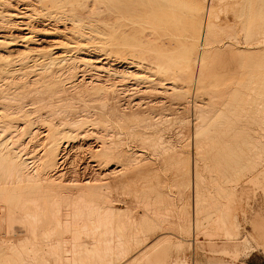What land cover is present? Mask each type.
I'll return each mask as SVG.
<instances>
[{
    "label": "rangeland",
    "instance_id": "obj_1",
    "mask_svg": "<svg viewBox=\"0 0 264 264\" xmlns=\"http://www.w3.org/2000/svg\"><path fill=\"white\" fill-rule=\"evenodd\" d=\"M34 1H37V2H34ZM80 1L82 2V0H63V1L62 0H32L31 2L32 3L34 2L33 5H35L36 9L40 8L39 10L43 9L45 11L48 9L47 10L48 12L46 11L47 13H43V16L41 15L42 18L41 17L38 18L39 14L38 15H34L33 14L32 15L33 18L30 20V23L32 25L34 24L33 26H34L35 29L39 26L37 28V31H39V28H41V29H43V28L46 29L47 28V32L50 33L48 30H49V28L51 26L47 24L48 21H46V19H51L50 16H54V17L56 16L55 18H58V19H56V20L52 19V20L55 23L59 22L58 23V24H60L59 27L62 29V31L64 30L66 32L63 31V33H61L59 35L57 34L53 38H56V36H57V39H59V40L67 39L68 42H70V40H72L73 43H77V40L79 41V38H80L81 41H79V42L82 43V41H83V43H85L88 46H92V44L96 45L95 42L101 44L100 42L102 41L103 37L101 38V36H99L97 34H96V36H97L96 37L94 35L93 30H96L97 32H100V33H103V31H104L103 23H104L106 17H104L105 13H103V12L105 11V9L101 8V9H103V12H102V10H100V12H99L96 9H100L101 4H103V3L105 4V2L107 0H105V1L100 0L101 2L99 0H92L93 2L92 1L88 2V0H84L86 2L85 3L82 2L83 3L82 6L87 8V11H86V9H84V11H83L82 8H84V7L80 8L81 7ZM96 1H98V2H96ZM182 1H183L182 4H184V5H187V4L189 5V4L195 2L197 7H198V9L205 10V15H204V18H203L204 26L206 25L205 22L212 23V24H214V26H217V27H214V26L213 27L216 28L214 30H215V33L218 34V36L215 34V37H213L211 40H209L208 43H204V42L202 43V41L204 40V38H203L204 35H202L201 39L202 38L203 39L198 43L197 48H196L197 49L196 50V55L198 56V62L201 59V56L203 55L202 53H204L203 50L204 51L206 50V52H208L209 49L211 48L210 50H212V51H209L210 52V54H209L210 56L212 55V52H215V51L220 53V54L222 53V57H224L222 59L223 60L222 62H225L224 65L226 63H230V64H228V66L233 68V66H231V65L235 64L234 66H238V67L234 68V71H232L231 69H229L230 67H228L226 65V67H224L222 70H224L225 68L227 70L225 69V72L224 71H220L219 72V70H221V69L218 70L217 67H216L218 61H215L214 58L211 59V57L209 56L211 61H209L210 60L209 59L208 62L211 63L212 60H213V61H215V64L212 62V64L210 65L208 62H206L207 59L204 60L203 62H206V65L208 63L209 66L208 65L206 66L205 63L202 66L200 65V62H199V64L197 63L194 66L193 72L194 71L195 72L192 74V76H193L192 78L193 79H192V81L190 83L189 82H184L183 80L178 79L176 84L179 83L177 86L180 87V88L182 87V90H179V91L178 90L177 91L176 90H167V91L164 90V93H163L162 92L163 90L161 91V90L158 89L159 91H161L163 93L162 94V93L159 92L161 95H158L159 94V93H157L158 90H154V92H152L153 90H147L146 87H144L147 84H146V82L143 79H140L142 82L144 81L143 84H142L141 81H139V78H141V76H143L142 73H144V72L147 73L148 72V70L146 69L145 65H144L145 66L144 69H142L141 71L140 70L136 71L137 73L134 70L131 71L128 68H122L123 71L124 70L126 71V72L125 71L123 72L124 73L123 75H122V69L118 68L117 70H118L119 74L121 73L120 75H122L123 77L125 75V79L127 78L126 81L119 74L118 75L116 74L117 76L114 74L116 77L113 76L114 78H112V76H111V80H110L109 79L110 77L108 78V76H107L108 73H104L103 71L100 73V76H98V78L96 77L97 75H95V76L86 75L85 78L87 80L91 79V78H87V77L91 76V77H93V79L95 78L94 81L96 83H100V82L103 83L101 85H104V84L108 85L109 82L107 84H106V82L109 79V81H113L114 80L113 82H117L118 84H116V85L119 86V89H121V86H123L121 90H123V91L125 90V91L123 92L124 94L121 93L122 91H120V94L122 95V96L120 95V97H123L125 94L127 96L125 95V98L124 97L120 98V106H122V110H123L122 113L123 114L129 113L127 115H129V117H130V114H131L132 116L130 117V120H129V118H126L120 124H116L115 126L114 125H112V126L109 125V126H111V128H109L110 133H109V131H107L108 129L106 130V128H108V125H107V127L105 125H103V126L102 125H98L99 127L98 126H92V125L90 126V125H88L89 126V127H87L88 129H86L87 125L84 126L85 128L84 127L83 128L85 129V131L83 133H85L87 135L86 139L85 140L84 139H79L77 141L78 143L77 142H72V146L75 145L76 148H78V149L74 148L76 151L79 150V147H81L80 146V142H81V144L83 143L82 145H84L86 147L83 148L85 150L80 149L79 152L73 151L74 149L72 150V152H70V156L71 157L69 156L68 162L71 161L70 160V158H71V159H73L72 160L73 163L71 161V162H69L70 164L68 163L69 165L68 164L66 165L67 173L69 171L67 179L73 180L74 176H76V174H78V175L80 174L79 176L77 175L76 177L77 178L79 177L81 179L88 178V177L89 178H93V177H97L96 174L98 175L100 172H102L103 167H102V163H101V158L96 155L95 151L100 147L99 145H102V142H103V140L105 138H106V140L110 139L109 135L111 134L110 135L111 136L110 140H112L113 142H115V143H117L119 145L121 151H123V153L125 155V158H126V160H124V163H123L122 160L120 161V162H122L121 164H123V165L125 164L124 166L126 167L125 169L123 168V174H124L125 177L123 175H121V177L123 176L122 180H124V182H125V180H127V176L129 177V179H128V181H126L127 182L126 184L125 183L123 184L121 182L122 183L121 184L122 187H121V185L119 186V184L118 185L117 184L111 185L109 188L108 187H103V188L99 187L100 185L98 186V184L95 185V187L96 186L98 187V188L96 187V189H98L99 192L101 191V192L104 193V194L103 193L102 194L104 195V197H106V199H107V201L109 203L106 200H105L106 202H103L100 199H95L96 198L95 197L92 201L89 200V202H83L80 205L83 208V212L85 213V216L87 215L86 217H84L85 220H87L88 222L90 221L89 223L91 224L89 226V223L86 222V224L88 223V226H89V227H87L88 231L86 229L87 232H89V230H90V232H92V230L94 232V230H95L94 228H96L97 224H98V222H97V219H98L97 217L98 216H96L97 219H94L95 218L94 215H92L94 217H91V216L89 217L88 215L89 214H95V213H98V212H100L102 214L104 209H101V208H103L106 205L105 207H108L109 209H110V207L111 208L114 207L116 210H119L120 212H125L126 211L128 213L129 217L128 216L127 217L129 219L128 218L126 219V217L125 218L123 217L124 219H121V220H123V223H126V224H128L130 226L128 228V231H126V232L122 231L121 232L122 233L121 234L122 235L121 238L117 237L118 239H120L119 242L124 241V243H125V240H127L126 243H125L127 245V242L130 243V241L135 240L134 243H136L137 238H139V237L140 238L138 239V241L139 240L143 241V238L144 237L146 238V236L143 235V233L141 235L140 231L142 230L141 228H145V226L148 227L149 234L153 233L151 235L148 234L149 235V236H147L148 239L145 240V242H142V244L138 243V244L134 245L133 248H131L133 250L130 249L131 251H129V253L127 254L126 259L128 260V262H124V261H126V259H124L122 262H124L126 264L127 263L128 264H138L137 260L138 259L140 260V259H143V258H145V261H146L147 260L146 257L148 255L147 252H149L148 250H150L151 247L157 243V240H158V242L160 240V242L161 241L162 242L165 241V242L162 243V246L164 248H168V250H169V252H168L170 254L169 255V258H170L169 264H264V241H263L264 240L263 239L264 238V165H263L264 164V162H263L264 159L262 160L261 164L254 165V166H252V164H251V160H253L252 158H254L255 150H256L255 149L252 152V148L254 149L256 146H258L257 144H259V146L264 145V138L262 136V134L264 135V132H263L264 129H261L264 126V125H261V123L264 124V117H263V115H264V109H263L264 108L263 107L264 104L261 105L263 108H261V106L259 107V105L261 104L262 101L264 103V94H263L264 93L263 92L264 91V89H263L264 88V85H263L264 83H262V82H264V80H263L264 79V74H263L264 73V70H263L264 66H262L263 67L262 68V67H260L261 65L260 66L256 65V63L260 62L258 60L261 59L260 57H262V56L259 57V55H262V53L258 54V55L256 53H251V52L254 51V49L258 48L259 46H261L260 47L261 49L264 48V42H262V40L264 39V34H263L264 33V31H263L264 30V26L261 27V25L264 24V19H263L264 18V14L262 13V16H261L263 20H260V21H262V22H260V21L257 22L258 20H255L256 17H257V14H255V13H257V4H258L259 0L258 1L257 0L256 1L255 0H253V1L249 0V2H248V0H227V3H226V0H225V2L224 1H220V2H218V4H216L218 0L217 1L215 0V2H214V0H204L205 2H203V0H188V1L187 0L186 1L182 0ZM228 1H230V2H228ZM243 1L245 2V4H243ZM209 2H211V3H209ZM251 2L253 3L252 5H251ZM93 3L95 4V7H94L95 9L93 8V5H94ZM203 3L205 5V7H204V5L202 6ZM219 3L221 5H223L224 7L223 6H219L220 5ZM237 3L240 4L241 6H239V5L237 6ZM261 3H264V0ZM65 4L68 7V11L66 10L67 7H65ZM242 4L244 5V8H243ZM247 4H248V6H247ZM52 5H54V7ZM78 6H80V7H78ZM207 6H210V7L206 9ZM234 6H236V7H234ZM263 6H264V4H262V7ZM77 7H78L79 10L77 9ZM202 7H204V8H202ZM225 7H228V8H225ZM246 7H248L249 9H247ZM18 8L19 9L22 8L21 7V3L18 4ZM53 8H54V10H53ZM224 8L226 9V11H229V12H225ZM240 8L242 10L244 9L242 11V14H240L241 13L240 12L241 11ZM58 9L61 10V11H59ZM65 10L68 12V14H67V12ZM71 10H73V14H72ZM212 10H214V13L216 12L217 15L221 12L219 14L220 17L218 15L217 18H216V14L214 15ZM218 10H219V12H218ZM254 10L256 11L255 13H253ZM262 10H264V8ZM63 11H65L64 12V13H66L65 15L62 13ZM85 11L89 12V13L88 14L84 13ZM207 11L208 12L210 11L213 15L211 14V16H208ZM246 11H248V12L246 13ZM76 12H82V13H84L85 16L82 13H76ZM97 12H99L98 13L99 15H101L102 13L104 15L103 14H102V16L94 15V13L97 14ZM222 12H225V13H222ZM34 13L36 14V12H34ZM60 13H62L63 15L60 14ZM70 14L72 15V19H70L71 18ZM76 14H78V15L74 16ZM246 14H248L247 16L249 18H245V17H247ZM58 15H60V16H58ZM66 15H67V17H68V15H70V17L67 18ZM88 15H89L90 18L92 17L91 20L88 17ZM206 15L209 17V19L207 17L208 20H206ZM226 15H228V16L225 17ZM253 15H255L254 16V20H255L254 24L257 25V23H261L260 24V28H257L258 26L255 27L256 25H253V27H255V28H251L250 27V23H248L250 21L247 20L248 22H246V19H250V17L253 20V18H252ZM63 16H65V17H63ZM82 16H84V17H82ZM73 17L74 18L77 17L76 20L77 19L80 20V18L83 19V20H80V21L77 20L76 21L75 19H73ZM85 17H86V20H85ZM98 17H99V19H98ZM101 17H104V18L101 19ZM237 17H239V19H242V17H243V19H245V20L242 19V21L243 22L245 21L246 22L245 25H247V26L249 24V27L246 28V26H245L244 28H242V26H243L242 23L243 22L241 20L237 19ZM66 19H68V20H66ZM97 19L99 20L100 24H99ZM226 19L228 20V22H227ZM229 19H230V21H229ZM63 20H65V22ZM225 20H226V23H224ZM70 21H72V22H70ZM240 21L242 22L241 23L242 25L241 24L239 25ZM68 22H70V23H68ZM229 22H230V24H228ZM50 23L52 25V22H50ZM62 23H64L63 24L64 27H63ZM41 24H42V26L45 25V27L42 28ZM75 24H76V26H75ZM79 25H80V27H79ZM237 25H238V27H237ZM65 26H67V27H65ZM72 26H74V27H72ZM218 26L220 28H218ZM227 26H228V30H230V32L227 30V32L223 31V33H220V31H221L220 29L223 30V29H225V27L227 29ZM233 26L236 27V30H235L236 33L235 32L233 33V30H234ZM221 27H223V28H221ZM231 27H232V30H231ZM67 28H70L73 31L77 30L76 31L77 33L73 32V31H71L69 29L67 30ZM180 28L181 27L176 28V30L178 31L176 33L177 34V36H176L177 40L174 38L175 41L173 43V47L177 48V49L180 48L182 42L184 41L183 40L184 37L180 36V33H182V32H179L181 29L183 30V27L181 29ZM256 28H257V30L258 29L261 30V28H262L263 30H261V31H263V32H260L258 30V33H257ZM61 29H60V31H61ZM100 29L102 30V32H101ZM129 29H128V31H129ZM131 29L127 33L126 40H128L129 37L131 38V39L129 38L130 40L128 41L129 45H130V42H131V46L136 45V47L133 46V48L135 50L137 49L136 52H137V55L139 56L138 58L139 59H143L142 62L145 63V61H146V63H147L148 62L147 58L149 57L147 54H149V53L146 50L148 48V45H149L150 49L152 48L150 43H152V44L154 43L153 40L157 37L156 31H155V29L148 28L149 30L150 29H152V30L150 31V35H147V34H149V30L148 29H145L143 31H140V29H139V31L141 33L139 32L138 34H137V31H136L137 28H135L136 32L134 31V29L131 32ZM246 29L250 30V34H249V31L246 30ZM5 30H7V31H5ZM5 30H3V31L0 30V35H6V37L9 38V39L5 40V42H4V43H6L5 45H8L7 42L10 41V43H11V40H14V39L17 41L18 45L16 44L15 47H11V45H8L6 48H4V46H5L4 45L3 49L2 50L0 49V53H1L2 61H3V62L0 61V63H5L6 60H4V58L5 59L7 58V61L10 59V63L8 65L11 64L9 67L7 66V68L11 70L7 74V76H10V77H9V79L7 81H6V79L4 80L3 78H0V83H1L0 86L2 84H4L5 82L9 83L8 81L11 79V82L13 83V84H11V88L12 89L17 88L15 86L17 84L16 82H18V81H16V78L18 77L17 74L18 73L20 74V72H21L22 74L21 75L18 74L19 75V77H18L19 79H17V80L20 81V83L24 82L22 80L25 79V82L27 80L29 81L28 89H30L32 87L34 88L35 86L38 88V86H39L38 84H41V83H31L34 80V77H31L32 76L31 72H33V75H36V72L38 74L39 73L43 74V72H45V67H43L41 65L44 68L43 69L42 67H40V65H37L39 67V69L36 66L37 69L34 67L35 69L31 68L32 69V71H31L30 68L29 69L27 68V70H26L25 65L21 66V64H23L22 63V60H23L22 57H24V52L26 54L28 53V50L26 51L25 49L30 48V46H32L31 50L34 49V48L36 49L37 45L36 44H30V43L28 45L25 42V39L23 38V36L26 35L25 34L26 32H22L20 35H22V34L23 35L19 36L20 32H18L17 30L10 29V28L5 29ZM9 30H12V31L9 32ZM83 30H84V32H83ZM98 30H100V31H98ZM218 30H220V31H218ZM245 30H246V33H248V34L245 33ZM252 30H256V31L254 32ZM34 31L37 32L36 30H34ZM154 31H155V33H151V32H154ZM71 32H73V33H71ZM133 32H135L137 36H134L135 34L133 35ZM231 32H232V35L234 34L236 36L235 40L233 38L234 35L232 37L231 34H230V37H228L229 33H231ZM259 32H260V34H259ZM78 33H80V34L78 35ZM144 33H145V35H144ZM261 33H262V35H261ZM13 34H14L15 37H13ZM64 34L66 36H68V37H66ZM128 34L132 35V37L130 35H128ZM153 34H154V36L151 37ZM183 34H184V32H183ZM183 34H181V35H183ZM84 35H86V36H84ZM138 35H140V38H139ZM245 35H248V36H245ZM39 36H38V38L39 39L41 38L40 40L44 39L43 40L44 42L46 40L45 43L44 42L40 43L41 44L40 48L41 49H42V47H43V49L48 48L46 46V44L48 46L51 45L50 42H49L51 38L50 37H46V36H40V37ZM91 36H92V38H91ZM93 36H95V38H93ZM142 36H143V38H142ZM219 36H220V41H222L221 44H220V41L217 39V37L219 38ZM137 37H138V41H137L138 43H136V41H135V40H137ZM179 37H181V38H179ZM182 37H183V39H182ZM245 37H247V40L245 39ZM261 37H263V39ZM62 38H64V39H62ZM151 38H153V40ZM93 39H96V40H93ZM132 39L133 40L135 39L134 42H133ZM146 39H149V41L146 40ZM258 39L261 42L258 43L257 42ZM47 40H49V41H47ZM91 40H92V43H91ZM98 40H100V41L98 42ZM145 40H146V42H145ZM180 40H182V41H180ZM217 40L219 41V43L217 42ZM72 41H71V43H72ZM140 41H141V43H140ZM142 41L145 42L146 46H145L144 42L142 43ZM147 41H148V44H147ZM22 42H24L25 44L22 43ZM175 42H176V44H175ZM132 43H134V44L132 45ZM201 43L204 44L203 45L204 47H202ZM230 43H233V44H235L237 46L234 45L235 46L234 47L233 44H230ZM26 44L29 47L28 46H26L27 48L24 47ZM177 44H179V45H177ZM228 44H229V46H228ZM251 44H253V45H251ZM258 44H259V46L257 47L256 45H258ZM230 45H232V47H234L237 50L240 48L239 50H241V51H242V49H243V51L248 49V51H247L248 53H245V52L244 53H245V56L253 55L252 59H249V57H245V59L247 58L246 61L249 59L248 60V64H250V66H248V64H243L244 63V61H243V63L241 62V69L239 68L240 67V63H238V62L242 61V59L244 58L243 56H241L242 57V59H241V57L239 56L240 54L234 55L235 56L234 58H238L237 56H239V58H240V59L238 58V60H240V61H237V59H235L238 64L237 63H233V62H235V60H233L234 59L233 56L231 57L230 55L235 54L236 51H235L234 48L230 47ZM137 46L138 47L141 46V47L138 48ZM220 46L221 47L223 46L222 49H221ZM224 47L226 48L227 54L225 52H223V51H225ZM227 47L228 48L230 47L235 52L233 53V51L231 49H228ZM205 48H208V49H205ZM4 49H6V50H4ZM22 49L25 50V51H23ZM251 49H252V51H251ZM21 50H22V52H20V54H19L18 51H21ZM63 50H65V49H63ZM141 50L143 51L142 52L143 54H140ZM228 50H229V52L230 51L232 52L229 55H228V53H229ZM1 51H3V52H1ZM7 51H12V52L14 51V53L17 51L18 52L17 53L18 56L16 54L12 53V52L9 53ZM88 51H90V50H88ZM144 51H145L146 55H145ZM263 51H264V49H263ZM177 52H178V50H177ZM2 53L5 54L4 57H3ZM7 53L9 54L10 58H9V56L6 57ZM90 53H92V51H90ZM134 53H135V51H134ZM218 53H217V55H219ZM236 53H238V52H236ZM70 54L71 53H69L68 55H70ZM200 54H201V56H200ZM140 55H143V56H140ZM217 55H215V56H217ZM11 56L13 57L14 63H15V61L16 62H20V63L12 64L13 61L11 62V60H12ZM30 56H33V54H30ZM72 56H77V55L75 53H72ZM227 56H228V58H227ZM18 57L21 60H17ZM212 57H213V55H212ZM229 57H231V59L233 61H231V59L229 60ZM263 58H262L263 63H261V64H264V59ZM144 59H146V60H144ZM224 59H225V61H224ZM231 62H232V64H231ZM65 63H67V62H65ZM65 63H64L65 68L68 67L69 69L68 68H66V69L64 68L62 72L67 73L69 75V78H70V75H71L70 73L71 72H65V70L69 71L71 65L70 66L69 65L66 66L67 64H65ZM56 64L59 66V70L61 68L60 66H63V63L60 65V63L58 64V62H56V63H54L52 65V68H53L52 71L54 70L53 72H55V74L59 73V74H57V76L59 75L58 77H59L60 80L64 79V77H65V81H66L67 80L66 77L68 75L66 74V76H65V74L64 75L61 74L62 72L56 69V66H57ZM78 64L76 65V68L74 67L75 68L74 69L75 70V74L71 75L72 76L71 79L72 78H75V79H72V80L68 79L66 82L61 80L64 85H66V83H67L66 87L68 86L69 83H71V81L74 82V81H77L78 79H79L78 81H80L81 69L78 70L77 67L82 68V66H80V64L78 66ZM253 64H255L257 67L255 65H253ZM12 65H14V66L17 65V66H15V67L13 66V69H12V67H11ZM54 65H56V66H54ZM243 65H244V67H243ZM58 66H57V68H58ZM212 66L214 68L216 67L217 70L215 71V69ZM20 67L22 69L20 70V72L16 73L17 71H19L18 68H20ZM210 67H212V69H214L213 72H215V73L208 72L209 69L212 71V69ZM255 67H256V71L259 70V71H257V73H256L255 70H254L255 72L252 70ZM15 68H17V69L14 70ZM71 68H72V66H71ZM202 68L203 69L205 68L204 72L207 69L208 74L210 73L212 76L210 74L208 75L205 72L202 75L203 77H200V78L201 79L202 78L203 79L206 78V79L205 80H203V79L199 80V73H200V70H202ZM243 68H245V69H243ZM258 68H261V69H258ZM55 69L57 71H59V72L55 71ZM246 69L247 70L251 69L253 71V72L250 71L251 74L254 73L252 75H254L255 77L258 76V77H256L254 79L251 76L250 72H249L250 76L248 78L249 80L248 79L247 80L250 81V83L249 82L248 83L250 84L251 87H253L254 90L251 89V87L248 86V83H246L247 82L246 81V76L248 74ZM28 70L30 71V74H29ZM40 70H44V71H40ZM61 70H62V68H61ZM74 70H73V73H74ZM76 70H77V72H76ZM129 70H130V74L132 76L129 75V73H128ZM228 70H230L231 72H234V74H231V72L228 71ZM236 70H239L238 71L239 74L235 73ZM243 70L244 71L246 70L245 71L246 73ZM260 70H261V73H260ZM79 71H80V73H79ZM226 71H228V73L230 72V74H228ZM262 71H263V73H262ZM131 72L133 74L140 75V76H138L137 80L139 82H141V84L136 79H134V77L136 75H133ZM217 72H219L220 75ZM15 73H16V76H15ZM225 73H227L226 74L227 77L225 76ZM23 74H24V78L22 77ZM60 74H61V77H63V78L60 77ZM105 74H106V76H105ZM26 75L28 77L30 75L31 76L28 78ZM196 75H197V77H196ZM119 76H120V80L122 78L124 79V81H123V79L121 80V82H123L122 84H121L120 81H118L119 80ZM238 76H239V78H238ZM25 77H27L28 79L25 78ZM129 77H130V80H129ZM132 78L135 81L138 82V85L140 84V85H143V86L139 85V87H138L137 82H135ZM135 78H137V77H135ZM236 78H237V80H236ZM250 78H251V80H250ZM257 78H259V81L257 80V82H256L258 84L255 83ZM101 79L102 80L105 79V80L102 82ZM1 80H3V81H1ZM211 80L213 82H211ZM68 81H70V82H68ZM244 81H246V82H244ZM251 82L254 83L253 86H252ZM196 83L200 87H202L203 84H204V86L207 89H210L211 91L214 90L215 94L213 93V91H212V93H210L211 92L210 90H209L210 92L208 91L209 93H207V89L206 88H200V87L196 86ZM241 83H243V85H240ZM134 84H136V85L134 86ZM199 84H201L202 86L199 85ZM125 85L129 89H126L124 87ZM188 85L189 86L192 85V87L190 86L191 89H188L189 88ZM245 85H246V87L248 86L247 90H245L246 89ZM254 85H256L255 86L256 89H255ZM130 86H132V87H130ZM183 86H184L185 89H183ZM133 87L136 90H133ZM136 87H138L139 89L136 88ZM195 87H197V88H195ZM220 87H223V88L226 87L227 89L228 88L229 89L228 90L227 89L223 90V88L221 89ZM237 87H238V89L236 90ZM8 88L10 90H12L10 88V86ZM141 88H142V91H141ZM10 90L6 91V88H5L4 91H6L7 94L4 91H3L4 93L0 91L1 92L0 93L1 94L0 95L1 96L0 97V121L1 122L3 120L5 121V122L3 121L2 124H6V122L7 123L10 122L9 124H12V125L15 124V126H17L19 121L16 124V122L13 123V121H15V120L11 119V118H14L16 120L18 119L17 118L18 115L15 114L16 116H14V117L12 116L14 114V112H16V110L18 108L17 106H20V105H22L25 102H27L25 104H29V102H31L30 100H32V98L35 99L36 97H38L40 95L39 93L42 92L43 90H41V91L40 90H37V91L35 90L38 93V95H37V93L34 92V90L32 89L33 93H36V94L34 96L33 95L30 96L32 98L29 97V94L27 95V97L25 96L29 100V102H28V100L25 97H24L23 101H25V99H26V101L25 102L21 101L22 100L21 95H19L21 98L19 96H18L19 98H15V96L12 97L11 95H12L14 90H12V91H10ZM127 90L131 91V92H128ZM143 90H146V92L143 91ZM8 91L11 92L10 93L11 95H9ZM15 91H16V89H15ZM49 91H45L46 94H48ZM70 91H72V90H70ZM70 91H68V92L71 93V94H68V92L66 94L67 95H72L74 93L73 91L72 92H70ZM126 91H127V93H126ZM140 91L142 93H140ZM147 91H149V93ZM155 91H157V92H155ZM238 91L240 92V94H238L239 93ZM18 92H20V91L17 89V94H19ZM181 92H182V94L183 93L185 94L183 96L184 98L181 97V96L178 97L181 94ZM14 93H13V95H15ZM166 93H168L169 95L166 94ZM202 93H203V95H202ZM249 93H250V96H252V97L254 96V97L253 98L249 97V95H248ZM251 93H253V94H251ZM3 94L7 95V96H4ZM128 94H130V96H128ZM142 94H144V95H142ZM258 94L260 95V97H259ZM30 95H31V93H30ZM41 95H42L43 99L46 97L45 93H44V95L43 94H41ZM136 95L137 96L140 95V96H138V98H136L137 97ZM9 96H11V97H9ZM4 97H5V99H4ZM7 97H8V99H7ZM39 97H41V96H39ZM232 97L234 98L233 100H232ZM235 97H237V99L239 101H241V102L237 101V99L235 100ZM128 98L130 100H128ZM143 98H145V99L143 100ZM1 99H4V100H1ZM17 99H19L20 102H23V103H21L19 105L16 104V103H13V102H17V101H14V100H17ZM121 99L124 100V102ZM140 99H141V101H143L144 104L142 102H140ZM195 99H197V100H195ZM261 99H262V101H261ZM7 100H9V101H7ZM10 100H12V101H10ZM137 100H139L138 103H139V106L141 108H139L138 106L135 107V104H137L136 103ZM147 100H149V101H147ZM3 102H4V105L7 104L8 106L13 107V109L15 107V109L14 110L12 109L13 110L12 111L10 107L6 106V108H8V109L10 108L11 112L13 113L12 114L10 112L12 114V115H10V117L7 115V114H10V113H8L10 110L8 111V109L5 110L4 108H2L4 106ZM9 102H12V103H9ZM20 102L18 101V103H20ZM232 102L233 103L236 102V103L233 104ZM121 103H122V105H121ZM125 103L127 105H125ZM130 103H132L133 105L130 104ZM140 103H141V105H140ZM148 103H149V105H148ZM14 104H16V105H14ZM155 104H156L157 107L155 106ZM235 104H236V106H235ZM12 105H14V106H12ZM146 105H148L150 107H146ZM29 106L31 107V105H29ZM126 106H128L126 108L127 110L125 109ZM26 107L28 108V106H26ZM134 108H136V109H134ZM195 108H197V109H195ZM120 109H121V107H120ZM141 109H144V111H142ZM148 109H149V112L147 111ZM255 110H258V112L263 111V112H261L262 117H261V114H257L258 112L256 111L257 112L256 113ZM135 111H136V113H135ZM252 111L254 113H252ZM4 112H5V114H4ZM142 112H143L144 116L142 115ZM41 113H44V112H41ZM145 113L147 115H145ZM257 115H258V117H261V118H258L260 120L256 119ZM4 117H7V119L4 118ZM2 118H3V120H1ZM35 118L36 117H32L31 118L32 122H33V120ZM10 119H11V121H10ZM140 119H142V120L144 119L143 122H141L142 120L140 121ZM251 119L252 120L256 119V122L255 121L251 122L252 121ZM6 120H8V121H6ZM135 120H137V121H135ZM34 121H36V120H34ZM144 121H146L147 123L144 122ZM32 122L30 121V123H32ZM37 122H39V120H37ZM137 122L139 123V125H137ZM239 122H240V124H239ZM248 122H250L249 123V125H251L250 127L247 126ZM254 122H255V124H254ZM55 123L56 124H60L59 122L58 123L55 122ZM43 124L45 126H43ZM52 124L53 123H50L48 125L47 121H45V122L44 121H42V122L40 121V123H38V126H39L38 127V129H39L38 133L39 134L38 133H37L38 135L36 134V138L37 139L35 138V140L30 142L29 144H27L29 139H25V144H27L28 148H29L27 150V152L30 153L29 155H33V154H37V153H38L37 155H41V152L43 150L42 147L45 146L44 141L45 140L47 141V136H48L47 134H48L49 130H51ZM127 124H129V125H127ZM140 124H141V127H140ZM143 124H144L145 127L144 126L142 127ZM259 124H260V126H259ZM255 125L256 126L258 125L259 128H258V126L256 127ZM60 126H63V125H60ZM60 126L58 125V126H55V127L58 130H60V129L62 130V128L65 127V126H63L61 128ZM104 126H105V128H104ZM147 126L149 128H147ZM66 127H65V129L63 128L64 131H66L67 129H68L67 131H69L70 128H71V127H69V128H66ZM92 127H94V128H92ZM112 127H114L115 129L112 128ZM128 127L131 128V129H129ZM48 128H50V129H48ZM83 128H82V130H84ZM139 128L140 129L142 128L141 131H140ZM145 128H147L148 130L145 129ZM197 128L200 129L199 132H201V133L197 132L198 131ZM257 128L259 129L258 130L259 132L257 131V133H256L255 130ZM103 129L106 130V133L108 132V134L105 135V131H103ZM88 130H90L92 132H90ZM129 130L130 131L132 130V131L130 132ZM135 130H136V132H135ZM142 130H144V132H145V134H143V135H141L142 133H144ZM145 130H147V131H145ZM205 130L208 131V132H205ZM238 130H240V131H238ZM248 130H252V132L251 131L249 132L250 135L245 133V132H248ZM260 130H262V132H260ZM233 131L237 132L238 135H237V133H233ZM203 132L205 133V135L203 134ZM239 132H241L242 136H240ZM253 132L256 133V134H253L254 136L251 134ZM40 133H42V134H40ZM92 133H93V135H92ZM148 133H150L149 135H151V136H149ZM212 133H213V135H210ZM113 134H114V136H117V137H115V138L112 137ZM207 134H208V136H207ZM104 136H105V138H103ZM259 136H260V138H259ZM107 137H109V138L107 139ZM157 137H158V139H160L159 137H161L160 141H158ZM233 137L236 138V139H234ZM42 138H43L44 141L42 140ZM101 138H103V139H101ZM148 138H149V141H148ZM256 139L258 141H256ZM115 140H117V142ZM161 140H163L165 143L163 141L161 142ZM244 140H246V142ZM46 141H45V143H46ZM155 141H156V143H155ZM10 143H12V142H10ZM15 143H17V142H15ZM161 143L162 144L164 143L166 146L165 145H164L165 147L162 146ZM247 143H250V144L247 145ZM33 144H34V146H33ZM160 145H161V147H159ZM14 146L12 145V147H14ZM16 146L18 147V145H16ZM9 147H11V145ZM36 148L38 149L37 151H36ZM81 151H83V152H81ZM161 151H162V153H161ZM71 154H73V155H71ZM78 154H79V156H77ZM80 154H81V156H80ZM75 156H77V158ZM74 157H75V159H74ZM76 159H78V161H80V162H78ZM74 160H76V162ZM85 163H87V164H85ZM88 164H89V166H88ZM73 165H74L75 168H73ZM77 165H78V168L76 167ZM32 166H33L32 164H31V166H29V172H31V173H33L32 170L34 169V166H33L32 169L30 168ZM67 166L68 167L71 166V167L68 168ZM84 169L85 170L87 169V170L84 172ZM90 169H91V171H95V172H91ZM78 170H79V172H78ZM72 171H74V172L77 171L78 173H76V174H73L74 172L70 173ZM81 172L82 173L84 172L85 174L84 173L82 174ZM81 174L84 175V176L82 177ZM126 174H128V175L126 176ZM85 175H87V176H85ZM70 176H71V179H70ZM7 185L9 186V184H7ZM7 185H4V186L2 185L1 187H3V189L0 187L2 189V190L1 189L0 190L3 191V192H4V190H7L8 189ZM116 186L117 187L119 186L120 188H116ZM4 187L7 188V189H5ZM12 187L13 188H11V186H10L11 189L10 190L8 189V191H11V192L12 191H17V190L21 191L20 189H22V188H20V187H22L21 185H13ZM71 187L69 186L68 187L69 190H67L68 189L67 188L64 191L65 192H69L71 190L72 193H76V192H78L77 188L79 189V187H81V186H79V187L75 186L74 188H73V186H71ZM92 187L93 186H90V187L86 186V189H89V190L85 189L86 191L83 189V188H85L83 186L80 189H82V191H85L86 193H87V191L90 192L91 190L97 191L96 189H93L94 187L93 188ZM15 188H16V190H15ZM74 189L76 190V192H75ZM94 191H92V193H94ZM115 192H117V193H115ZM103 195H101V196H103ZM114 198H116V199H114ZM75 203H77V204L68 206L69 208L67 206H64V207H67V209L63 208L62 211L65 213L66 216L63 214V212H62L63 215H61V216H59V215L55 216L54 214H52L50 216L48 214L49 216H46V215H45V217H43L44 215L41 216L43 219L40 218V216H38L40 218V219H38V221L42 220V222H44V220L45 221L48 220V223L51 221V224L53 226L55 224H57V223H59V224L62 223L63 224V222H64V224H66L65 222L69 223V221L70 222L73 221V223L74 222H78V220L80 218H77L78 220L76 218L74 219V218H72V214H71V213H73L72 210H74L75 208H78V203L79 202H75ZM46 205H48V204H46ZM80 205H79V209H80ZM230 205L232 207V210H234V212H232V216H230V212H228L229 211L228 209H230ZM100 206H102V207H100ZM43 208H44V210L46 212V210L50 211L51 207L49 208V207H44L43 206ZM65 209H66V212L64 211ZM30 210L31 211H36V209H34V208H30ZM69 210H70V212H69ZM101 210H103V211H101ZM197 210H200V212H199L198 216H197V214H195L196 215L195 216L194 213H196ZM160 212L163 215L162 214L160 215ZM157 214H159L160 216L157 215ZM1 215H2V209L0 208V217H1ZM88 219H90V220H88ZM91 220H93V221H91ZM95 220H96V222H95ZM124 220L127 221V222H125ZM128 220L130 221V223L132 225L128 223L129 222ZM139 220L143 221L144 223H142ZM29 221H31V219H28V223H29ZM38 221H36V222L38 223ZM59 221H62V222H59ZM155 221H156V223H155ZM79 222H80V220H79ZM94 222H95V225H93ZM44 223H46V222H44ZM30 224H32V223L30 222ZM30 224H28V225H30ZM38 224H40V221H39ZM15 225H17V224H15ZM128 225H127V227H128ZM23 226L24 225H22V229L23 230H21V228H19L17 230L18 231L20 230L19 232L22 231L23 233H25L27 228H25L26 225H25L24 228H23ZM91 226H92L93 229L91 228ZM132 226H134V227H132ZM130 227L132 229H130ZM138 228L140 229V231H138L139 230ZM17 230H16V232H18ZM145 230H146V228H145ZM148 231L146 230L144 234H146V232H148ZM94 234L95 233H91V235L88 236V238L90 237V239L93 240V239H97V237H100L101 235H102L101 237H105L104 234H101L100 232H97V235H96L97 237L96 236L94 237ZM98 234L100 236H98ZM207 234L210 235V236H208ZM92 236H93V238H92ZM63 237L64 238L65 237L69 238V235L67 233H65V236H63ZM115 238H113V239L116 240V242H118L117 239H115ZM102 239H104V238H101V240ZM254 240H256L258 243L256 241H254ZM139 242H141V241H139ZM259 242H260L261 245H259ZM129 243H128V245H129ZM164 243H165L166 247L164 246ZM115 249H116V247H115ZM102 251H100L101 255H102V253L103 254L105 253V252H102ZM115 251H118V250L116 249ZM146 253H147V255H144ZM71 256H73V254H71ZM71 256H69L68 258H70ZM122 262L121 263H117V264H123ZM104 264H105V262H104Z\"/></svg>",
    "mask_w": 264,
    "mask_h": 264
},
{
    "label": "bare ground",
    "instance_id": "obj_2",
    "mask_svg": "<svg viewBox=\"0 0 264 264\" xmlns=\"http://www.w3.org/2000/svg\"><path fill=\"white\" fill-rule=\"evenodd\" d=\"M17 1L18 2L20 1L19 3H21V7H22L21 9L18 8V4L19 3ZM31 1L32 0H23V1L22 0H0V30L3 31V30L8 29V28L14 29V30H17L18 32H20L19 33V36H22L23 35V34L20 35L22 32H26L25 33L26 35L23 36V38L25 39V42L28 45H29V43L30 44H36L37 45L36 49L34 48L32 50H31V47L32 46H30V48H27L26 47V46H28L27 44L24 46V47L27 48V49H25V48L24 49L26 51L28 50V53L26 54L24 52V57H22L23 58V60H22V63L23 64H21V66H24L25 65L26 70H27V68L28 69L29 68L30 69L31 68H33V69L36 68L37 69V67H38L37 65H40V67H42V66L45 67V72H43V74L42 73H39L38 74L35 71L36 72V75H33V72H31L32 73L31 74L32 76L31 75L30 76L31 77H34V80H33V82H31L32 80L30 82L31 83H41V84H38L39 85L38 88L35 86L34 87L35 89L33 87L30 88V89H28L29 81L27 79L30 76L28 77L26 75L28 78L25 77V78H27L26 80L28 82L27 81L25 82V79L22 80L24 78V74L22 76L23 78L21 79L24 82L20 83V81L17 80V79H19L18 78L19 75L22 74L20 72V70L22 69L21 67L18 68L19 71L16 72V73L20 72V74L18 73L19 75L17 74L18 77L16 78V81H18L19 83L15 81L17 84L16 85L14 84L17 88H14V87H13L14 89L11 88V84H13L11 82V79L8 81L9 83H6V82L4 83L3 82L4 84H2L0 86L1 87L0 88V91L1 92H3L5 90V88H6V91L7 90H10L8 88L10 86V88L12 90H14L13 93L15 92L14 93L15 95H13V93H12V95L10 94L11 93L10 91H12V90L8 91L9 92V95H11L12 97L15 96V98H19L20 97L19 95H21V97H22V100L21 101H23L24 100V97L25 96L27 97L28 94H29V97L32 96V95L34 96L37 93L36 92L37 90H40V91L43 90L42 92L39 91L40 92L39 93L40 94L39 96H41V97H39V96H38L39 98L38 97H36V98L34 97L35 99H33L32 97H30V98H32V100H30L31 102H29V100L25 97L28 100L29 104H25V103H27V102H25L26 99H25V101H23L25 103L20 102L19 99L14 100V101H17V102H13V103H16L18 105L21 104V103L24 104V105L22 104L20 106H17L18 108L16 107L17 110H16V112H14V114L11 112V110L13 109V107L8 106L7 104L4 105V102L5 101L3 102V105L4 106L2 108H4L5 110H7L8 108H6V106L10 107L11 110L9 108L8 111L9 110L10 111L8 113L11 112L13 115L11 113L10 114H7L6 113V114L9 117H10V115H12L13 117L16 116V115H18V117H17L18 119L17 120L14 119V118H11V119L12 120H15V121H13V123L16 122V124H17L18 121H19V123L17 124V126H15V124L14 125L9 124L10 122L9 123L6 122V124H2V122L4 121L3 118L1 119L3 121L2 122L0 121V123H1L0 124V187L2 185L4 186V185L9 184V186L8 185L7 186H8V189L10 190L11 188H13L12 187L13 185H21L22 187H20V188H22V189L19 188L21 191H18L17 190V191H12L11 192V191H8V189L4 187L7 190H4V192H3V191H1L3 189V187H1L2 189L0 188L1 189L0 190V208L2 209V215L0 217V264H104V262H105V264H117V263H121L124 259H126L127 254L129 253V251L133 250L131 248H133L134 245H136L138 243L139 244L140 243L142 244V242H145V240L148 239L147 236H149V235H151L153 233L150 232L151 234H149L148 227L144 225L145 228H146V230L148 231V232H146V234H144L145 231H146L145 228H141L142 229L141 230L142 232L140 231L139 228H138L139 230L137 229L138 231H140L141 235L143 233V235L146 236V238L143 236L145 238V239L143 238V241L142 240H139V241H141V242H139L138 241V239L140 238L139 237V238H137L136 243H134L135 240L130 241V243L132 242L133 244L132 243L130 244L129 242H127V245H126L125 243H126L127 240H125V239H124L125 240V243H124V241L119 242L120 239H118L117 237L121 238L122 237V235H121L122 233L121 232L122 231L123 232L128 231V228L130 226V225L126 224V223H123V220H121V219H124L125 217L127 219L129 217L128 216V213L126 211L125 212H120L119 210H116L114 207H112V208L110 207V209H109L108 207H105L106 205L103 208H101V209H104V211L101 210V211H103L102 214L100 212H98V213H95V214H89L88 215L89 217L90 216L91 217H94L95 216L94 219H97V218L99 219V220L97 219V222H98L99 225L96 223L97 224V227L95 226L96 228H94L95 229L94 232H93V230H92V232H90V230H89V232H90L89 233V232H87L88 231L87 227H89L91 224L89 223L90 221L88 222L87 220H85L84 217H86L87 215L85 216V213L83 212V208L81 207L80 204L83 203V202H89V200L92 201L95 197H96L95 199H100L103 202H106L107 201L106 197H104V195H103L104 193L101 192V191H100L101 192L100 193L98 191V189H96L97 186L95 187V185H97V184H98V186L100 185L99 187H102V188L103 187H108L109 188L111 185H114V184H117V185L119 184V186H120L122 183L123 184L124 183L125 184L127 183L126 181H128V179H129V177L127 176L128 174H126L127 180H125V182H124V180H122V177L124 176V174H123V168L125 169L126 167L124 166L125 164L123 165V164H121L122 162H120L122 160L123 163H124V160H126L125 155H124L123 151H121L119 145L117 143L113 142L112 140H110L111 139V136H110L111 134L109 135L110 139H108L109 137H107L108 140H106V138L104 136L103 138H105V139L103 140L102 145H99L100 147L95 151L96 155L101 158V163H102V167H103L102 172L99 171L100 173L98 172L99 174L98 175L96 174L97 177H93V178H89L88 177V178L81 179L79 177L78 178L76 177L78 175L76 173H78L79 170H78V172L77 171L76 172L72 171L70 173H73L74 172L73 174H76V176H74V179L73 180H69V179H67L69 171L67 173L66 165L73 160V159L70 158L71 161L68 162V159H69V156H70V152H72V150L74 148H76L75 145L72 146V142H77L79 139H84V140L86 139L87 135L85 133H83L85 131V129H84L85 127L84 126H86V125H87L86 126V129H88L87 128V127H89L88 125H90V126L91 125L92 126H98V125H102L103 126V125H105L106 127L108 125V128H106V130L108 129L107 131H109V128H111L112 125L115 126L116 124H120L126 118H129V120H130V117L132 115L130 114V117H129V115H127L129 113L123 114L122 113L123 112L122 106H120V98H123V97L125 98V95H126L125 94L123 97H120V95H121L120 94V91H122L121 93H123L125 91V90L124 91L121 90L123 86H121V89H119V86L116 85V84H118L117 82H113L114 80L113 81H109V79L111 80V76H112V78H114V77H116L119 74V72L117 70L118 68H121V69L122 68H128L131 71L134 70L136 72V71H139V70L141 71L146 66V69L148 70V72L147 73L146 72L142 73L143 76H141V78H139V81H141L140 79H143L146 82L147 85L144 86V87H146L147 90H153L152 92H154V90H158L159 89L161 91L163 90L162 92L164 93V90L165 91H167V90H176V91L177 90L178 91L179 90H182V87L180 88V87L177 86L179 83L176 84V82L178 81V79L183 80L184 82H189L190 83L192 81V79H193L192 78L193 77L192 74L195 72V71L193 72L194 66L197 63L199 64V62H200V65L201 66L204 63L206 65V62H208V60L210 59V57H211V59L214 58L215 61H218V63L216 62L217 63V66H216L217 69L218 70L221 69V70H219V72L220 71H224L225 72V69L226 68L224 70H222V69L224 67H226V65L228 66V64H230V63H226L224 65L225 62H222L223 61L222 59L224 58V57H222V53L220 54V53H218V52L215 51V52H212L213 57H212V55L210 56L209 55L210 54L209 51H212V50H210L211 48L209 49V51L207 50L208 52H206V50L205 51L203 50L204 53L201 52L203 55L201 56V54H200L201 59L198 62V56L196 55V50H197L196 48H197L198 43L203 38H204V40L202 41V43L203 42L204 43H208L209 40H211L213 37H215V34L216 33H215V30L214 29H216V28H214V27H217V26H214V24L208 23V22H205L206 25L204 26V24H203V18H204V15H205V10L198 9V7H197V5H196L195 2L194 3H191L189 5L188 4L187 5H184V4H182L183 3L182 0H107L105 2V4L104 3L103 4L100 3L101 4L100 9H96L99 12H100V10H102V12H103V9H101V8H104L105 9V11L103 12V13H105V15L102 13L104 15V17H106L105 18V21L103 23V29H104V31H103V33H100V32H97L96 30H93L95 36L97 34V35L101 36V38L103 37L102 38V41L100 42L102 45L95 42L96 45L92 44V46H88L85 43H83V41H82V43L79 42V41H81L80 38H79V41L77 40V43H73L72 40H70V42H68L67 39H65V40H59V39H57V36H56V38H53V37H55V35H57V34L59 35V34L63 33V31H64V30L62 31V29L59 27V25H60V24H58L59 22L58 23H55L53 21V20L58 19V18H55L56 16L55 17L54 16H50L51 19H46V21H48V23L47 22L46 23L51 26V27L49 26L50 28L48 27L49 28L48 31L50 33L47 32V28L46 29L43 28V27H45V25L42 26V24H41V26H42L43 29L39 28V31H37V28L39 26L35 29L34 26H33L34 24L32 25L30 23V20L33 18L32 15L33 14L34 15H38L39 14L38 15V18H39V17H41V15L43 16V13H47L48 12L47 11L48 9L46 10L47 12L45 10H43V9L42 10H39L40 8L39 9H36L35 8V5H33V3L34 2H37V1H34L33 3ZM89 1H92V0H88V2ZM103 1H105V0H103ZM220 1H224L225 2V0H218L216 4H218V2H220ZM82 2L85 3L86 1L82 0ZM82 2L80 1L81 7L80 6H78V7H80V8L84 7V6H82L83 5ZM96 2H98V1H96ZM203 2H205V1L203 0ZM214 2H215V0H214ZM228 2H230V1H228ZM248 2H249V0H248ZM261 2H263V0L262 1L259 0V2L257 4V13H255L256 12L255 10L253 11V13L257 14V17L255 19V20H258L257 22H259L260 20H263L264 19V18L262 19V17H261L262 16V13L264 14V12H263L264 10H262L264 8V6L262 7V4H264V3H261ZM209 3H211V2H209ZM226 3H227V0H226ZM243 4H245L244 1H243ZM252 4L253 3L251 2V5ZM203 5H204V3L202 4V6ZM238 5L241 6L240 4L237 3V6ZM52 6L54 7V5H52ZM219 6H223V5L220 4ZM247 6H248V4H247ZM65 7H67L66 4H65ZM78 7H77V9H78ZM94 7H95V4L93 5V8ZM204 7H205V5H204ZM204 7H202V8H204ZM209 7L210 6H207L206 9L209 8ZM234 7H236V6H234ZM225 8H228V7H225ZM241 8H240V10H241L240 11L241 12L240 14H242V11L244 10V9L242 10ZM243 8H244V5H243ZM246 8L249 9L248 7H246ZM82 9H83V11H84V9H86V11H87V8H85V7L82 8ZM53 10H54V8H53ZM66 10L68 11V7H67ZM59 11H61V10H59ZM65 11L62 12L64 15L66 14V13H64ZM86 11L84 13H87L88 14L89 12H86ZM212 11H213V14L215 15L216 12L214 13V10H212ZM34 12H36V14ZM71 12L73 14V10H71ZM99 12H97V14L94 13V15H99L98 14ZM218 12H219V10H218ZM225 12H229V11H226V9H225ZM225 12H222V13H225ZM247 12L248 11H246V13ZM62 13H60V14H62ZM76 13H82V12H76ZM84 13H82V14L84 15ZM67 14H68V12H67ZM102 14L99 15V16H102ZM207 14H208V16H211L212 13L210 11L209 12L207 11ZM70 15H68V17H70ZM77 15L78 14H76L74 16H77ZM218 15L216 14V18H217ZM247 15L248 14H246V16ZM58 16H60V15H58ZM84 16H82V17H84ZM208 16L206 15V20L209 19ZM227 16L228 15H226L225 17H227ZM254 16L255 15L252 16L253 20L250 17V19H246V22H248L247 20L250 21L248 23H250V27L251 28H255L257 26H258L257 28H260V24L261 23H257L256 22L257 25L254 24L255 23ZM63 17H65V16H63ZM66 17H67V15H66ZM88 17H89V15H88ZM104 17H101V19H103ZM207 17H208V19H207ZM219 17H220V15H219ZM76 18L77 17H75V18L73 17V19H75V20H76ZM245 18H249V17L247 16ZM70 19H72V15H71V18ZM91 19H92V17L90 18V20ZM98 19H99V17H98ZM237 19H239V17H237ZM242 19H243V17H242ZM242 19H239V20L242 21ZM66 20H68V19H66ZM80 20H83V19L80 18ZM80 20H78V21H80ZM85 20H86V17H85ZM226 20H225L224 23H226ZM243 20H245V19H243ZM63 21L65 22V20H63ZM229 21H230V19H229ZM241 21L239 22V25L243 22V21L242 22ZM50 22H52V25H51ZM70 22H72V21H70ZM70 22H68V23H70ZM98 22H99V20H98ZM227 22H228V20H227ZM246 22L244 21L242 23L243 24L242 28H244L245 26H246V28L249 27V24H248V26L245 25ZM260 22H262V21H260ZM63 24L64 23H62V25ZM99 24H100V22H99ZM228 24H230V22ZM253 25H256V26L253 27ZM75 26H76V24H75ZM263 26H264V24L261 25V27H263ZM63 27H64V25H63ZM65 27H67V26H65ZM72 27H74V26H72ZM79 27H80V25H79ZM179 27H181V28L183 27V30L184 29L185 30L183 31L180 28L181 30L179 32H182V33H180V36H183L184 37V39L182 37V39L184 41L182 42V44L179 42L181 44V46H180V48L177 49V48H174L173 47V43H174V41L176 39V36H177L176 33L178 32L176 30V28H179ZM237 27H238V25H237ZM129 28L130 29L132 28L131 29V32H132L133 29L135 31V28H137V30H136L137 31V34L140 31H143V30L148 29V28L155 29V31H156L157 37L154 40H153V38H151L154 43L153 44L150 43V45L152 46L153 49L152 48L150 49L149 48V45H148V48L146 50L149 53V54H147L149 56L148 57L149 59L147 58V61L148 62L146 63V61H145L146 64L144 62H142L143 59H139L138 58L139 56L137 55V52H136L137 49L135 50L133 48V46L136 47V45H133L134 43H132L133 46H131V42H130V45H129L128 41L131 38L128 36L130 39L128 38V40H126L127 33L130 31ZM218 28H220V27L218 26ZM221 28H223V27H221ZM257 28H256V30H257ZM60 29H61L62 32L60 31ZM68 29L71 30L70 28H67V30ZM128 29H129V31H128ZM139 29H140V31H139ZM152 29H150V30L148 29L149 30V34H147V35H150V31ZM249 29H246V30H248L249 31V34H250V30ZM34 30H36L37 32H35ZM100 30H98V31H100ZM220 30H218V31H220V33H223V31L224 32H227L228 26H227V29L225 27V29H223V30L220 29ZM231 30H232V27H231ZM235 30H236V27H234L233 33L234 32L236 33ZM246 30H245V33H246ZM256 30H252V31L255 32ZM258 30L260 32H263L264 31L262 28H261V30H263V31H261L260 29H258ZM258 30H257V33H258ZM5 31H7V30H5ZM10 31H12V30H9V32ZM71 31H73V30H71ZM76 31L74 30L73 32H76ZM155 31L154 32H151V33H155ZM228 31L230 32V30H228ZM64 32H66V31H64ZM73 32H71V33H73ZM83 32H84V30H83ZM101 32H102V30H101ZM135 32H133V35L135 34L134 36H137ZM183 32H184V34H183ZM260 32H259V34H260ZM79 34L80 33H78V35ZM130 34H128V35H130ZM181 34H183V35H181ZM230 34L233 37L234 34L232 35V32L229 33L228 37H230ZM246 34H248V33H246ZM39 35L40 36H46V37H50L51 38V39L49 38L50 41L47 40L51 44L50 46H48L46 44V46L48 48H45V47H44L45 49H43V47H42V49L40 48V46H41L40 43L41 42H44L43 41L44 39L42 38L43 40H40L41 38L40 39L38 38ZM140 35H138L139 38H140ZM144 35H145V33H144ZM202 35H204V36L201 39ZM216 35L218 36V34H216ZM261 35H262V33H261ZM84 36H86V35H84ZM95 36H93V38H95ZM130 36L132 37V35H130ZM153 36H154V34L151 37H153ZM245 36H248V35H245ZM13 37H15L14 34H13ZM66 37H68V36H66ZM235 37L236 36L234 35V37H233L234 40H235ZM91 38H92V36H91ZM142 38H143V36H142ZM179 38H181V37H179ZM261 38L263 39V37H261ZM6 39H9V38L6 37V35H0V49L1 50L3 49V46L6 44V43H4ZM62 39H64V38H62ZM217 39L220 41V36H219V38L217 37ZM245 39L247 40V37H245ZM93 40H96V39H93ZM100 40H98V42ZM134 40H133V42H134ZM146 40L149 41V39H146ZM146 40H145V42H146ZM218 40H217V42L219 43ZM263 40H262V42H264ZM71 41H72V43H71ZM135 41H136V43H138L137 42L138 41V37H137V40H135ZM148 41H147V44H148ZM180 41H182V40H180ZM45 42H46V40H45ZM143 42L144 41H142V43ZM145 42H144V44H145ZM176 42H175V44H176ZM257 42L259 43L261 41L258 39ZM9 43H10V41H8L7 44L8 45H11V47H15L16 44H17V41L14 39V40H11V43L10 44ZM22 43H24V42H22ZM91 43H92V40H91ZM140 43H141V41H140ZM221 43H222V41H220V44ZM230 44H233V43H230ZM8 45H5L4 48H6ZM177 45H179V44H177ZM203 45L204 44H202V47H204ZM234 45L235 44H233V46ZM251 45H253V44H251ZM141 46H139V47H141ZM145 46H146V44H145ZM228 46H229V44H228ZM235 46H237V45H235ZM256 46L258 47L259 44L256 45ZM222 47H221V49H222ZM230 47H232V45H230ZM230 47L229 48L227 47V48L228 49H231ZM234 47H232V48H234ZM260 47L261 46H259L258 48L254 49V51L251 52V53H256L257 55L262 53V55H259V57L262 56V57H260L261 59L258 60L260 62L256 63L257 66L258 65L259 66L261 65L260 67H262V66H264V64H261V63H263L262 58L264 57V51H263L264 48L261 49ZM63 49H65V50H63ZM176 49L178 50V52H177ZM205 49H208V48H205ZM239 49L238 50L235 49V51L238 52V53H236L233 49H231L233 51V53L235 52V54L230 55V56L231 57L233 56V58H234L235 57L234 55L240 54L239 55L240 57L241 56L244 57L243 59L241 57L242 61L238 60L239 56H237L238 58H234L233 59V60L237 59V61H240L238 63H240V67L239 68L241 69V62L243 63V61H244L243 64H248V60L249 59H252L253 58V55H250V56L247 55V56H245V53H248L247 52L248 49L247 50H244V51H243V49H242V51L239 50ZM4 50H6V49H4ZM22 50L21 51H18L19 54H20V52H22ZM25 50H23V51H25ZM88 50L92 51V53H90V51H88ZM224 50L225 51H223V50L222 51L227 54L226 48ZM3 51H1V52H3ZM134 51H135L136 54L134 53ZM251 51H252V49H251ZM7 52L10 53L12 51H7ZM18 52L16 51L14 53V51H13L12 53H14V54H16L18 56V54H17ZM142 52L143 51L141 50V53L140 52L139 53L140 54H143ZM228 52H229V50H228ZM69 53H71V54L68 55ZM72 53H75L77 56H72ZM144 53H145V51H144ZM217 53L219 55H217ZM231 53L232 52L230 51L228 53V55L231 54ZM2 54H3V57H4L5 54L4 53H2ZM30 54H33V56H30ZM145 55H146V53H145ZM215 55H217V56H215ZM7 56H9L8 53L6 54V57ZM140 56H143V55H140ZM231 57H229V60L231 59ZM245 57H249V59L246 61L247 58L245 59ZM9 58H10V56H9ZM227 58H228V56H227ZM11 59H12L11 60V62H12L13 61V57ZM206 59H207V61L206 62H203ZM211 59L209 61H211ZM4 60H6V62H5L6 64L5 63H0V78H3L4 80L6 79V81H7L9 79V77H10V76H7V74L11 71L10 69L7 68V66L9 67L11 64L8 65L10 63V59L7 61V58L6 59L4 58ZM17 60H21V59L18 57ZM144 60H146V59H144ZM233 60L231 59V61H233ZM0 61L3 62L2 61L1 53H0ZM215 61L212 60V62L214 64H215ZM224 61H225V59H224ZM237 61L235 60V62H233V63H237ZM56 62H58V64L60 63V65L63 63V66H60L62 68V70H61V68L59 70V66L57 64L56 65L58 66V68H57L56 65H54V66H56V69L59 70V71H61V72L65 68V65H64L65 62H67V63H65V64H67L66 66H68V65L70 66L71 65L72 68L70 66V70L69 71L68 70L67 71L65 70V72H71L70 73L71 75L75 74V70L74 69L76 68V65L79 63L80 66H82V68L77 67L78 70L81 69V73L79 71V73L81 75L80 76V81H78L79 79L77 81H74L73 80L74 82L71 81V83H69L68 86L66 87L67 83H66V85H64L61 80H63L64 82H66L68 79L70 80L72 76L70 75V78H69V75L67 73L62 72L61 74H63V75L65 74V76L67 74L68 76L66 77V79H67L66 81H65V77H64V79H61L60 80L59 77H58L59 75L57 76V74H59V73L55 74V72H53L54 70L52 71V69H53L52 68V65L54 63H56ZM212 62L211 63L208 62V63L211 65ZM18 63H20V62H16L15 61V63H14V61H13L12 64H18ZM208 63H207V65L209 66ZM79 64H78V66H79ZM231 64H232V62H231ZM234 65L233 64L231 65V66H233V68L230 67V66H228V67H230L229 69H231L232 71H234V68H237L238 67V66H234ZM253 65H255V64H253ZM13 66L14 65L11 66L12 69H13ZM15 66H17V65H15ZM248 66H250V64H248ZM212 67H210V68L212 69ZM216 67L215 68L213 67L215 69V71L217 70ZM243 67H244V65H243ZM256 67L254 69H252V68L251 69L253 71L254 70L256 71ZM66 68H68V67H66ZM16 69L17 68H15L14 70H16ZM38 69H39V67H38ZM56 69H55V71H57ZM204 69L202 68V70H200L199 80L201 79L200 77H203L202 75L205 72L208 74V72L212 73L214 71V69H212V71L209 69V71L207 72V69H206V71L204 72ZM243 69H245V68H243ZM251 69L250 70H247L246 69L247 72H248V74L246 76V81L247 82L244 81L246 83H248V82L250 83V81H248L249 80L248 78H249V76L251 74V72H250V71H252ZM258 69H261V68H258ZM73 70H74V73H73ZM130 70L128 71L129 75H131L130 74ZM31 71H32V69H31ZM40 71H44V70H40ZM59 71H57V72H59ZM102 71L104 73H108L107 76H108V78L110 77L107 80V82H106V84L109 82L108 85H105V84L104 85H101V84H103L101 82L100 83H96L94 81L95 78L93 79V77H91V76L97 75L96 77L98 78V76H100V73ZM124 71L122 69V75L124 74L123 73ZM228 71H230V70H228ZM228 71H226V72L228 73ZM238 71L239 70H236L235 73L239 74ZM257 71H259V70H257ZM257 71H256V73H257ZM76 72H77V70H76ZM219 72H217V73L220 75ZM230 72L228 74H230ZM249 72H250V74H249ZM16 73H15V76H16ZM213 73H215V72H213ZM227 73H225V76H226ZM260 73H261V70H260ZM262 73H263V71H262ZM29 74H30V71H29ZM61 74H60V77H61ZM114 74L115 75L117 74V75L115 76ZM231 74H234V72H231ZM252 74H254V73H252ZM252 74H251V76L254 79L256 77H258V76L255 77ZM86 75H91L90 77H87V78H91V79L87 80L85 78ZM122 75H120V76H122ZM133 75H136L135 77H137V78H135L133 76L134 79H136V80L138 79V76H140V75H137V74H133ZM105 76H106V74H105ZM120 76H119V80L118 81L121 82V80L123 78L125 79V75H124V77L122 76L123 78L121 77L122 78L121 80H120ZM196 77H197V75H196ZM61 78H63V77H61ZM238 78H239V76H238ZM251 78H250V80H251ZM72 79H75V78H72ZM124 79H123V81H124ZM126 79H125V81H126ZM205 79L206 78H204L203 80H205ZM104 80H102V82ZM129 80H130V77H129ZM236 80H237V78H236ZM257 80L259 81V78H257L256 81L254 80L255 83L257 82ZM1 81H3V80H1ZM137 81H135V82H137ZM68 82H70V81H68ZM138 82H137V85H138ZM141 82H139V83L141 84ZM143 82H142V84H143ZM211 82H213V81L211 80ZM253 82H251L252 83V86L254 84ZM122 83L123 82H121V84ZM249 83H248V86L251 87ZM262 83H264V82H262ZM256 84H258V83H256ZM126 85L124 87L126 89H129V88L126 87ZM135 85L136 84H134V86ZM139 85H138V87H139ZM199 85H201V84H199ZM240 85H243V83H241ZM246 85H245V87H246ZM132 86H130V87H132ZM140 86H143V85H140ZM190 86L192 87V85H190ZM190 86L188 85V87H189L188 89H191ZM196 86H198L197 83H196ZM203 86H204V84H203ZM203 86L202 87L198 86V87H200V88H206L205 86L204 87ZM255 86L256 85H254V87ZM138 87H136V88H138ZM247 87H246V89L245 88L244 89L247 90L248 89ZM195 88H197V87H195ZM220 88L222 89L223 87H220ZM15 89H16V91H15ZM17 89L20 91V92H18L19 94H17ZM32 89L36 93H33ZM183 89H185L184 86H183ZM226 89H227L226 87L223 88V90H226ZM237 89H238V87L236 88V90ZM251 89H253V87H251ZM255 89H256V87H255ZM44 90L45 91H49L50 90V91L48 92V94H46V92ZM70 90H72L74 93L72 95H67L66 93L68 91H70ZM133 90H136V89L133 87ZM159 90H158V92L157 91H155V92L162 93ZM209 90L210 89H207V93H209L211 91V90L210 91ZM6 91H4V92L6 93ZM72 91H70V92H72ZM127 91H126V93H127ZM141 91H142V88H141ZM141 91H140V93H142ZM143 91L146 92V90H143ZM212 91L214 93V90H212ZM212 91L210 93H212ZM128 92H131V91H128ZM147 92L149 93V91H147ZM30 93H31V95H30ZM44 93H45L46 97L44 96L45 98L43 99L41 94L44 95ZM160 93L158 95H161ZM68 94H71V93L68 92ZM166 94H168V93H166ZM181 94H182V92H181ZM181 94L179 96L178 95L177 96L178 97H180V96L183 97L185 95L184 93L182 95ZM238 94H240V92ZM251 94H253V93H251ZM37 95H38V93H37ZM142 95H144V94H142ZM202 95H203V93H202ZM248 95H249V97H252V96H250V93ZM4 96H7V95H4ZM11 96H9V97H11ZM128 96H130V94H128ZM138 96H140V95H138ZM138 96L136 98H138ZM233 97H232V100L234 99ZM259 97H260V95H259ZM4 99H5V97H4ZM4 99H1V100H4ZM7 99H8V97H7ZM141 99H140V102L143 103V101H141ZM144 99L145 98H143V100ZM236 99H237V97H235V100ZM12 100H10V101H12ZM128 100H130V99L128 98ZM195 100H197V99H195ZM7 101H9V100H7ZM18 101L20 103H18ZM122 101L124 102V100H122ZM147 101H149V100H147ZM237 101H239V100L237 99ZM261 101H262V99H261ZM138 102H139V100H137V102H136L137 104H135V107L138 106L139 108H141L139 106V103ZM239 102H241V101H239ZM9 103H12V102H9ZM132 103H130V104H132ZM234 103H236V102H234ZM16 104H14V105H16ZM262 104H264L263 101L261 102V104L259 105V107ZM14 105H12V106H14ZM25 105L28 106V108ZM29 105H31V107ZM121 105H122V103H121ZM125 105H127V104L125 103ZM140 105H141V103H140ZM148 105H149V103H148ZM148 105H146V107H150ZM155 106H156V104H155ZM235 106H236V104H235ZM120 107H121V109H120ZM127 107L128 106H126L125 109ZM263 107L261 106V108H263ZM14 109H15V107H14ZM134 109H136V108H134ZM195 109H197V108H195ZM141 110L144 111V109H141ZM136 111H135V113H136ZM147 111L149 112V109ZM256 111L258 112V110H255V112ZM5 112H4V114H5ZM41 112H44V113H41ZM261 112H263V111H261ZM261 112H258L257 114H261ZM252 113H254V112L252 111ZM142 115H143V112H142ZM145 115H147V114L145 113ZM32 117H36L34 119L36 121L33 120V122H32V119H31ZM261 117H262V114H261ZM261 117H258V115H257V118L256 119L261 118ZM263 117H264V115H263ZM4 118L7 119V117H4ZM11 119H10V121H11ZM256 119L255 120H252L251 119L252 121L251 120L250 121L251 122H253V121L256 122ZM37 120H39V122H37ZM141 120L142 119H140V121ZM143 120L141 122H143ZM258 120H260V119H258ZM6 121H8V120H6ZM30 121L32 123H30ZM40 121L41 122L42 121H44V122L47 121L48 122V125L50 123H53V124H52L51 130H49V132L47 134L48 135L47 136V141L45 140L46 143H45V141L42 138V140L44 141L45 146L42 147L43 150L41 152V155H37L38 153L37 154H33L32 153L33 151L31 152L33 155H29L30 153L27 152V150L29 149L27 144H29L30 142H32V141L35 140L36 134L39 131V129H38V127H39L38 126V123H40ZM135 121H137V120H135ZM55 122H57V123L59 122L60 124H56ZM144 122H146V121H144ZM255 122H254V124H255ZM249 123L250 122H248V125L247 126L250 127L251 125H249ZM239 124H240V122H239ZM58 125L59 126L60 125H63L65 127L67 126L66 128H69V127H71V128H70L69 131H67L68 129L66 131H64L63 128L65 129V127L60 126L61 128L62 127L63 128H62V130L60 128H59L60 130H58L55 127V126H58ZM109 125H111V126H109ZM127 125H129V124H127ZM137 125H139L138 122H137ZM261 125H264V124L261 123ZM43 126H45V125L43 124ZM105 126H104V128H105ZM143 126H144V124L142 125V127ZM259 126H260V124H259ZM259 126H258V128H259ZM140 127H141V124H140ZM263 127L261 129H264ZM82 128L84 130H82ZM92 128H94V127H92ZM112 128H114V127H112ZM131 128H129V129H131ZM147 128H149V127L147 126ZM147 128H145V129H147ZM258 128L255 130L256 133L259 130ZM48 129H50V128H48ZM141 129H140V131H141ZM197 129H198V131L196 129L195 130L198 133H201V132H199L200 129L199 128H197ZM106 130L103 129V131H105V135L108 134V132L106 133ZM147 130H145V131H147ZM88 131H90V130H88ZM142 131L144 132V130H142ZM238 131H240V130H238ZM250 131L252 132V130H248V132H245V131L244 132L246 134L250 135L249 134ZM90 132H92V131H90ZM135 132H136V130H135ZM205 132H208V131L205 130ZM254 132L251 133V134L252 135L253 134H256ZM260 132H262V130H260ZM109 133H110V131H109ZM233 133H237V132H234L233 131ZM239 133H240V136H242L241 135V132H239ZM40 134H42V133H40ZM143 134H145V132L142 133L141 135H143ZM149 134L150 133H148V135ZM203 134L205 135L204 132H203ZM92 135H93V133H92ZM210 135H213V133L210 134ZM237 135H238V133H237ZM149 136H151V135H149ZM207 136H208V134H207ZM262 136L264 138V135L263 134H262ZM112 137L115 138L117 136H114V134H113ZM161 137H159V138L161 139ZM103 138H101V139H103ZM259 138H260V136H259ZM25 139H29V141L27 142V144H25ZM157 139H158V137H157ZM160 139H158V141H160ZM234 139H236V138H234ZM115 141L117 142V140H115ZM148 141H149V138H148ZM162 141L163 140H161V142ZM244 141L246 142V140H244ZM256 141H258V140L256 139ZM10 142H12V143H10ZM15 142H17V143H15ZM155 143H156V141H155ZM164 143L163 144L161 143L162 146L165 145ZM82 144L80 142V146L81 147L78 146L79 147V150L76 151L74 149L73 151L79 152L80 149H83V148L86 147V146H84ZM248 144H250V143H247V145ZM10 145H11V147H9ZM12 145L13 146L15 145V146L12 147ZM16 145H18V147ZM257 145L258 146L255 145L256 147L254 149L252 148V152H253V150L256 149L255 150L254 158H252L253 160H251L252 166L261 164L262 163V160L264 159V145H262V146H259V144H257ZM33 146H34V144H33ZM159 147H161V145ZM76 149H78V148H76ZM37 150L38 149L36 148V151ZM83 150H85V149H83ZM81 152H83V151H81ZM161 153H162V151H161ZM71 155H73V154H71ZM77 156H79V154ZM77 156H75V157L77 158ZM80 156H81V154H80ZM75 157H74V159H75ZM78 159H76V160L78 161ZM76 160H74V161L76 162ZM78 162H80V161H78ZM72 163H73V161H72ZM31 164L34 166V169L32 170L33 173L29 172V166H31ZM85 164H87V163H85ZM33 166L30 167V168L32 169ZM88 166H89V164H88ZM70 167L71 166H69L68 168H70ZM76 167L78 168V165ZM73 168H75L74 165H73ZM86 170L84 169V172ZM90 171H91V169H90ZM91 172H95V171H91ZM87 175H85V176H87ZM121 175H123V176L121 177ZM83 176L84 175H82V177ZM70 179H71V176H70ZM10 186H11V188H10ZM69 186L70 187L73 186V188L75 186L76 187H79V186L82 187L83 186V187H85V188H83L84 190L86 189V186L87 187L93 186L94 188L93 187L92 188L93 189H96L97 191L91 190L90 192L87 191V193H86L85 191L86 190H89V189H86L85 191H82V189H80L81 187H79V189L81 191L77 188L78 192H76V190H75L76 188H75L74 190H75L76 193H72L71 190L69 192H65L64 190H66ZM119 186L118 187L116 186V188H120ZM121 187H122V185H121ZM15 190H16V188H15ZM67 190H69V188ZM92 191H94V193H92ZM115 193H117V192H115ZM101 195H103V196H101ZM114 199H116V198H114ZM75 202H79L78 203V208H75L74 210L71 209L73 211V213H71V214H72V218H74V219L75 218L76 219L77 218H80L79 219L80 222L77 219L78 222H74L73 223V221H71V222L69 221V223L65 222L67 225L64 224V222H63V224L62 223H60V224L57 223V224H55L53 226L51 224V221L48 223V220H46V221L44 220V222H46V223H44V222H42V220H39L40 221V224H38L39 223L38 219L42 218L41 216H43V215H44L43 217H45V215L46 216H49V215L51 216L52 214H54L55 216H58V215L61 216L63 214L65 215V213L62 211L63 208H66L67 209L68 206L77 204ZM46 204H48V205H46ZM79 205H80V209H79ZM43 206L44 207H49V208L51 207L50 208V211L46 210V212H45ZM64 206H67V207H64ZM100 207H102V206H100ZM30 208H34V209H36V211H31ZM66 209L64 210L65 212H66ZM228 210L227 211L230 212V216H232V212H234V210H232L231 205H230V209H228ZM62 212H63V214H62ZM69 212H70V210H69ZM199 212H200V210H197V212L194 213V215L197 214V216H198ZM161 214L162 213L160 212V215ZM92 215H94V216H92ZM157 215H159V214H157ZM38 216H40V218ZM96 216H98V217L96 218ZM28 219H31V221H29V223H28ZM88 220H90V219H88ZM93 220H91V221H93ZM36 221H38V223ZM139 221H141V220H139ZM30 222L32 224H30ZM59 222H62V221H59ZM86 222L89 223V226H88V223L86 224ZM95 222H96V220H95ZM95 222H94L93 225H95ZM125 222H127V221H125ZM141 222L144 223L143 221H141ZM27 223L30 224V225H28ZM128 223L131 224L130 221ZM155 223H156V221H155ZM15 224H17V225H15ZM22 225H24L23 228L26 225L25 228H27V229H26V232L25 233H23L22 231L19 232L20 230L19 231L17 230L19 228H21V230H23L22 229ZM127 225H128V227H127ZM132 227H134V226H132ZM91 228H92V226H91ZM86 229H87V231H86ZM130 229H132V228L130 227ZM16 230L18 232H16ZM97 232H100L101 234H104V236L106 238L105 237H101L102 235L100 236L99 234H98V236H100V237H97L96 236L97 235ZM65 233H67L69 235V238H67V237L64 238L63 237V236H65ZM91 233H95L94 234V237L96 236L97 239H93L92 240V239H90V237L88 238V236H90ZM208 236H210V235H208ZM92 238H93V236H92ZM101 238H104V239L101 240ZM113 238L117 239L118 242H116V240H114ZM256 240H254V241H256ZM163 242H165V241H163ZM163 242L162 241L160 242V240L158 242V240H157V243L155 242L156 244L153 245L150 250H148L149 251V252H147L148 255H147V253L144 254V255H147V257H146L147 260L145 261V258H143L144 260L143 259H140V260L138 259L137 260V263L138 264H161V262L163 260H165L166 262H167L168 259L170 260V258H169V255L170 254L168 253L169 250H168V248H164L162 246V243ZM128 243H129V245H128ZM259 245H261L260 242H259ZM164 246H165V243H164ZM115 247H116V249L118 251H115L116 250ZM117 247L118 248L120 247V248L118 249ZM100 251L105 252V253L104 254L102 253V255H101V252ZM71 254H73V256H71ZM69 256H71V257L68 258ZM124 262H122V263L124 264Z\"/></svg>",
    "mask_w": 264,
    "mask_h": 264
},
{
    "label": "crops",
    "instance_id": "obj_3",
    "mask_svg": "<svg viewBox=\"0 0 264 264\" xmlns=\"http://www.w3.org/2000/svg\"><path fill=\"white\" fill-rule=\"evenodd\" d=\"M169 261H170V260H167V262H166L165 260H163V261L161 262V264H169ZM125 262H128V260L126 259ZM124 264H126V263H124ZM127 264H128V263H127Z\"/></svg>",
    "mask_w": 264,
    "mask_h": 264
}]
</instances>
